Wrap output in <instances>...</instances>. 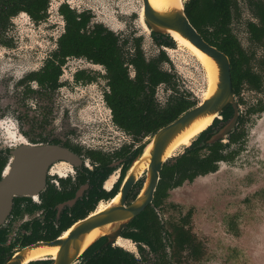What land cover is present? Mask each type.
<instances>
[{"label":"flooded vegetation","instance_id":"flooded-vegetation-1","mask_svg":"<svg viewBox=\"0 0 264 264\" xmlns=\"http://www.w3.org/2000/svg\"><path fill=\"white\" fill-rule=\"evenodd\" d=\"M53 1L54 0L51 1L48 8L47 19L49 9ZM63 5L68 6L69 9L75 11L77 14L90 12L89 10L79 12L72 8L68 3H62L58 7V13L62 17L64 26L62 34L56 41V48L46 57L43 65L39 69L26 73L16 81L12 88V98H14L13 100H15V104L10 107L6 106L5 108L1 107L0 104V183L7 176H9L15 159V153L22 147H39L45 145L56 146L66 150L67 156L62 159L53 160L49 164L45 173V187L43 191L33 196L13 197L8 216L2 223L0 222V264H8L25 251V258L21 263L24 264L27 258V253L30 251V254L35 245L40 243H50L66 238L70 230L75 225L98 213L97 211L101 204H106V209L110 207V205H112V201L118 195L121 196L120 188L129 168L132 165V154L145 142L133 143L131 136L114 125L112 121V114L111 123L125 136H127L129 141L122 144L120 147H113L109 150L99 147L100 145L96 144L95 140H90L86 133L89 129L86 128V123L81 119L77 120L78 118H75L73 115L69 120L70 126H68V128L64 129L63 125L61 124V134L57 132V128L55 129V125L57 124V120L54 117L55 95L65 85L63 82H61V78L63 77L64 67L69 60H83L93 66H99L103 68L104 74L102 78L105 80L106 86V90L103 92V101L106 107L107 105L104 95L109 91L107 80L105 79L106 72L104 67L101 65H96L83 57L66 58L65 64L61 66V75L58 79V87L55 89L42 87L36 80L31 79V75L43 70L47 61L51 58V55L57 50L60 37L65 33L66 23L60 13V8ZM90 13L92 15L90 26L96 24L102 25L121 38L119 34L104 24L94 23V16L92 12ZM21 14L27 16L31 20V18L26 13H20L19 15ZM251 18L252 20L250 21H253L254 19L252 15ZM47 19L39 23L46 22ZM31 21L35 23L33 20ZM247 33L249 35L248 29ZM136 38H141V36ZM133 39L134 38H121L122 41H128L127 46L129 45L130 41L133 42ZM249 42L252 45L262 46L261 44L253 43L250 40ZM8 45L1 47H8ZM155 46L158 48V54L160 50H163L166 55H168V51L172 50L165 47L159 48L156 44ZM262 47H264V45ZM158 54L156 56H158ZM251 54H254L255 60H259L263 57L264 52L260 58H257L255 51L251 52ZM156 56H153L152 58H155ZM167 63H169V61ZM254 69L256 72L258 71L256 67H254ZM167 72L172 74L170 71ZM130 74L131 77H133L132 71ZM172 75L175 76V74ZM96 81L97 77L95 75H91L86 70H79L75 72L72 77V83L74 84L91 85ZM159 88L157 89V92L159 91ZM246 88L247 87L245 86L243 87L240 97L235 95L233 90L237 105L239 107L237 126L225 140L217 141L213 144L221 145L222 148L220 153L225 157V159H222L216 163V171L207 175H199L193 181L186 180L178 187L169 188L167 190L166 197L163 198L162 206L156 207L155 194L161 180L160 174V180L154 192L152 203L149 204L133 220L127 223L120 231V234L117 238H115L113 241H109L106 236H99L93 243L84 249L83 252L71 262V264H202L204 262L207 256V250L204 242L194 231L192 222L193 210L189 209L185 214L182 213L180 208L171 202V193L176 189L183 187L185 184H192L198 178L217 173L221 164L234 163L244 151L248 140L247 125L252 122L254 118L260 117L264 114V110H249L250 108L256 109L258 107L257 105L259 101L261 100L264 103V93H260L256 90H248L247 88L249 92L261 94V98L256 100L255 103L247 105L243 98V92ZM165 93L167 99L169 92L165 91ZM240 100H242V102ZM244 105H246V107L245 110L242 111L241 106ZM227 108L231 109V116L233 117V107L228 106ZM79 111H81V109ZM109 111L111 113L110 109ZM32 113L34 114L32 115ZM232 117L226 121L223 117L222 119H215L211 126L202 133H205L204 138L210 134L213 136L217 131L222 129L227 124V122L232 119ZM240 119H242V121ZM235 132L239 135V137L236 140L231 141V136ZM185 149L186 148H184L178 155L170 158L165 164L183 154ZM112 178H114V181L110 189L107 190L105 188L106 183ZM145 183L146 172H144L138 178L135 185L128 192L125 200L126 208L130 207L133 202L137 200L143 191ZM148 210H152L154 212V214L157 216L159 224L164 228L160 229L159 231L163 245L162 252L160 254L154 253L150 246L144 241L136 240L130 236L139 233L137 228L130 227L131 224ZM182 220H185L186 222L184 224L185 229L189 230L190 233L194 235L203 245V255L198 261L186 259L187 252H183L180 261L175 259L172 228L175 224H181ZM119 240L129 242L130 248H124L118 245ZM41 247L47 248L48 246H40L37 249ZM57 254L55 257H46L40 260L31 261L26 264H55L57 260Z\"/></svg>","mask_w":264,"mask_h":264},{"label":"rangeland","instance_id":"rangeland-1","mask_svg":"<svg viewBox=\"0 0 264 264\" xmlns=\"http://www.w3.org/2000/svg\"><path fill=\"white\" fill-rule=\"evenodd\" d=\"M62 3H68L79 12L89 10L94 23L104 24L121 38L141 36L147 59L158 54L151 33L141 21L142 0H54L46 22L35 24L23 14L12 20L7 33L9 45L0 48L1 107L15 104L12 88L16 81L39 69L56 48L64 26L58 13ZM250 20V12L243 7L233 31L243 48L249 53L255 51L260 58L264 47L252 45L248 39L246 24ZM132 48L130 41L128 50ZM168 55L169 63L164 64L163 69L175 74L179 93L190 94L202 102L208 90V79L201 63L178 43ZM79 70L95 75L97 81L91 85L72 83L73 74ZM103 74V68L99 66L83 60H69L61 78L65 85L55 95L54 117L59 134L62 133L61 124L64 129L70 126L72 115L83 120L89 128L87 137L109 150L120 147L129 139L111 123V113L103 101L106 90ZM165 95L164 87H160L157 92L159 103L164 104ZM243 98L250 105L261 98V94L245 89ZM245 107L241 106V110ZM247 129L244 151L234 163L221 164L217 173L198 178L171 193V202L182 213L193 210L194 231L207 250L202 264H264V114L254 118Z\"/></svg>","mask_w":264,"mask_h":264},{"label":"trees","instance_id":"trees-1","mask_svg":"<svg viewBox=\"0 0 264 264\" xmlns=\"http://www.w3.org/2000/svg\"><path fill=\"white\" fill-rule=\"evenodd\" d=\"M51 1L0 0V47L8 45L7 33L13 18L26 13L35 23L45 21ZM184 7L187 18L202 38L229 57L235 95L240 97L244 86L248 90L264 93V55L255 60L254 54L242 47L232 31L233 24L241 16L243 7H246L254 19L247 23L249 40L263 46L264 0H187ZM60 13L66 26L65 33L58 41V48L43 70L31 75V79L36 80L40 86L50 89L58 87L61 66L68 57H83L103 66L109 87L104 99L111 110L112 121L116 127L131 136L133 143L144 142L199 104L190 94L179 93L176 77L163 69L164 64L169 61L163 50L155 58L147 60L141 47V38H134L133 48L128 50L127 40L122 41L102 25L90 26V12L77 14L63 5ZM152 38L159 48L176 47L170 36L153 33ZM254 67L258 69L257 72ZM162 86L169 92L164 104L159 103L156 98L157 89ZM257 106L256 109L249 110H264L262 100ZM222 117L225 121L231 118V109L226 108ZM204 136L205 133L192 142L183 154L164 165L155 194L156 207L162 206L169 188L178 187L186 180L193 181L199 175L215 172L216 163L225 159L220 153V144L207 145L211 134L205 138ZM238 137L235 132L231 141ZM142 148L143 145L132 154L133 161ZM185 223L182 220L181 224H175L172 228L175 259L180 261L183 252H187L186 259L198 261L203 255V245L185 229ZM130 227L139 230V233L130 236L147 243L154 253L162 252L159 231L164 228L152 210L145 211Z\"/></svg>","mask_w":264,"mask_h":264},{"label":"water","instance_id":"water-1","mask_svg":"<svg viewBox=\"0 0 264 264\" xmlns=\"http://www.w3.org/2000/svg\"><path fill=\"white\" fill-rule=\"evenodd\" d=\"M142 4L143 22L149 33L170 36L171 39H173L171 34L176 33L215 62L218 69L216 90L209 98L182 114L171 124L161 128L154 135L148 137V140H145L141 152L132 162L124 178L118 203L75 225L66 238L34 246V248L40 246L58 247L59 252L55 264H71L84 249L95 241L85 246L87 235L95 229L105 230L101 236H106L109 241H113L119 236L120 231L127 223L152 203L163 166L170 159L167 158L170 146L194 122L208 117H214V120L222 119L221 113L223 110L228 106L233 107L234 115L232 119L207 141L209 146L217 141L225 140L237 126L239 107L233 93L229 57L207 43L197 32L185 14L184 3L181 8L167 11L156 10L149 0H142ZM191 144L186 148L190 147ZM66 156L67 151L56 146L22 147L16 151L12 170L9 176L0 183L1 223L10 212L13 197L33 196L43 191L47 167L53 160L62 159ZM142 163L147 165V169L144 171L146 172L145 186L137 200L126 208L125 200L128 192L144 173L139 170ZM24 258L25 251L8 264H21Z\"/></svg>","mask_w":264,"mask_h":264},{"label":"bare ground","instance_id":"bare-ground-1","mask_svg":"<svg viewBox=\"0 0 264 264\" xmlns=\"http://www.w3.org/2000/svg\"><path fill=\"white\" fill-rule=\"evenodd\" d=\"M152 7H154L156 10L159 11H167L174 8H181L183 2L182 0H149ZM143 9V8H142ZM141 21L145 29L148 31L146 25L143 22V10L141 11ZM173 39L178 43V45L186 48L189 50L193 56L197 58V60L201 63L204 70L207 74L208 79V90L206 91L204 95V100L209 98L216 90L217 82H218V69L215 64V62L203 54L201 51H199L197 48H195L193 45H191L188 41L181 38L178 34L172 33L171 34ZM214 117H208V118H202L194 122L191 127L186 129L183 133H181L176 140L173 142V144L170 146L168 152H167V158H172L175 155H177L178 152L181 151L182 148H186L191 144L193 140L196 139L201 133H203L207 128L211 126L213 123ZM147 169V165L145 163H142L139 166L140 172H144ZM114 181V178H112L110 181L106 183L105 188L108 190L110 189L112 183ZM120 196L118 195L113 201L112 205L118 203ZM111 206V205H110ZM107 207L106 204H101L98 208L97 212H102ZM105 230L103 229H95L92 231L89 235L86 237L85 246L89 245L91 242L96 240L99 236H101L104 233ZM118 245L124 247V248H130L129 242L124 240H119ZM37 248L32 249V252L29 254V252L26 255V261L24 264L29 263L31 261L40 260L46 257H55L59 248L58 247H47V248ZM34 250V251H33ZM29 254V256H28Z\"/></svg>","mask_w":264,"mask_h":264}]
</instances>
